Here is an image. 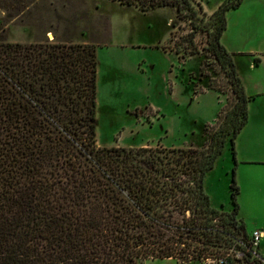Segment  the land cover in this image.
<instances>
[{"label":"trees","instance_id":"trees-1","mask_svg":"<svg viewBox=\"0 0 264 264\" xmlns=\"http://www.w3.org/2000/svg\"><path fill=\"white\" fill-rule=\"evenodd\" d=\"M112 1L144 12L175 7L192 25L177 52L198 53L196 32H206L227 69L236 123L202 148L97 146L96 46L0 41V264H188L248 238L236 217L235 169L227 213L203 186L229 134L235 160L254 97L220 42L226 11L241 0H223L209 15L197 0Z\"/></svg>","mask_w":264,"mask_h":264},{"label":"rangeland","instance_id":"rangeland-1","mask_svg":"<svg viewBox=\"0 0 264 264\" xmlns=\"http://www.w3.org/2000/svg\"><path fill=\"white\" fill-rule=\"evenodd\" d=\"M197 1L209 15L223 0ZM191 28L177 18L173 6L144 12L112 0H0V41L96 46L97 146L202 148L214 132L232 130L235 96L206 32H196L198 53L190 54L191 47L184 45H179L180 52L175 49L174 42H181ZM237 32L233 25L229 37L239 40ZM229 136L212 171L205 174L204 191L214 208L227 213L233 208L229 185L234 168L236 216L251 234L264 222V170L237 173L261 168L240 165L236 153L234 160ZM253 146L264 152V141ZM259 251L264 257V239ZM141 264L184 262L157 258ZM189 264H203V259Z\"/></svg>","mask_w":264,"mask_h":264},{"label":"crops","instance_id":"crops-1","mask_svg":"<svg viewBox=\"0 0 264 264\" xmlns=\"http://www.w3.org/2000/svg\"><path fill=\"white\" fill-rule=\"evenodd\" d=\"M232 20L234 22L230 25ZM233 25L240 36L239 40L229 37V29ZM220 42L232 55L245 93L254 95L247 103V121L234 139V149L240 165H253L261 169H237V173L240 170L258 172L264 170V152L253 145L260 146L264 141V0H241L239 6L227 10L226 28ZM253 104H256V109L252 107ZM208 196L213 206L212 197Z\"/></svg>","mask_w":264,"mask_h":264},{"label":"built area","instance_id":"built-area-1","mask_svg":"<svg viewBox=\"0 0 264 264\" xmlns=\"http://www.w3.org/2000/svg\"><path fill=\"white\" fill-rule=\"evenodd\" d=\"M263 239L264 225L252 230L247 240L238 239L232 245L224 247V252L219 256L203 259V264H264V257L259 251Z\"/></svg>","mask_w":264,"mask_h":264}]
</instances>
